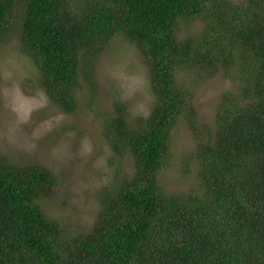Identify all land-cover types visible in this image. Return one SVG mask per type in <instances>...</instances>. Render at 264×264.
<instances>
[{"label":"trees","instance_id":"obj_1","mask_svg":"<svg viewBox=\"0 0 264 264\" xmlns=\"http://www.w3.org/2000/svg\"><path fill=\"white\" fill-rule=\"evenodd\" d=\"M79 3L0 0V47L20 18L41 87L73 114L83 84L96 92L95 62L111 40L123 33L140 44L153 108L132 123L116 104L103 129L115 155L132 156L134 173L118 171L93 226L72 234L40 207L55 174L0 154V264H264V0ZM197 20L202 29L179 38ZM181 69L196 81L223 72L234 82L213 125L177 84ZM179 118L196 137L198 185L168 193L159 172Z\"/></svg>","mask_w":264,"mask_h":264},{"label":"rangeland","instance_id":"obj_2","mask_svg":"<svg viewBox=\"0 0 264 264\" xmlns=\"http://www.w3.org/2000/svg\"><path fill=\"white\" fill-rule=\"evenodd\" d=\"M71 1L80 4V0ZM14 19L15 33L0 47V154L51 170L58 185L47 189L40 207L72 234L86 232L100 211L103 188L112 183L118 171L122 176L134 173L132 156L115 155L103 129L115 114L116 104L127 109L132 123L150 114L155 103L150 69L140 44L117 34L95 62L96 92L83 84L77 93V110L68 114L41 87L38 69L24 51L20 18ZM202 27L200 20L184 23L179 38ZM175 78L181 88L194 94L199 119L209 125L215 122L224 92L235 89L223 72L196 81L199 78L181 69ZM198 166L196 137L185 119L179 118L159 182L168 193L189 191L198 185Z\"/></svg>","mask_w":264,"mask_h":264}]
</instances>
